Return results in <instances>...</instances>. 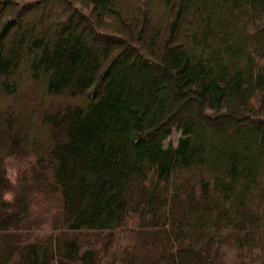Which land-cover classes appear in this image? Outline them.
Listing matches in <instances>:
<instances>
[{
  "label": "trees",
  "instance_id": "trees-1",
  "mask_svg": "<svg viewBox=\"0 0 264 264\" xmlns=\"http://www.w3.org/2000/svg\"><path fill=\"white\" fill-rule=\"evenodd\" d=\"M0 264H264V0H0Z\"/></svg>",
  "mask_w": 264,
  "mask_h": 264
},
{
  "label": "rangeland",
  "instance_id": "rangeland-1",
  "mask_svg": "<svg viewBox=\"0 0 264 264\" xmlns=\"http://www.w3.org/2000/svg\"><path fill=\"white\" fill-rule=\"evenodd\" d=\"M178 135H179V132L177 130H174L170 134L169 138L166 140V143H168L169 141L175 142L178 138Z\"/></svg>",
  "mask_w": 264,
  "mask_h": 264
}]
</instances>
